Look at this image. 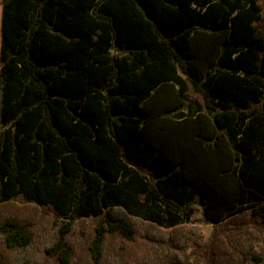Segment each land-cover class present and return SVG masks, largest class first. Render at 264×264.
Instances as JSON below:
<instances>
[{
	"label": "trees",
	"instance_id": "obj_1",
	"mask_svg": "<svg viewBox=\"0 0 264 264\" xmlns=\"http://www.w3.org/2000/svg\"><path fill=\"white\" fill-rule=\"evenodd\" d=\"M259 245L264 0H0V264H264Z\"/></svg>",
	"mask_w": 264,
	"mask_h": 264
},
{
	"label": "rangeland",
	"instance_id": "obj_2",
	"mask_svg": "<svg viewBox=\"0 0 264 264\" xmlns=\"http://www.w3.org/2000/svg\"><path fill=\"white\" fill-rule=\"evenodd\" d=\"M195 212L187 224L190 227H194L197 230V238L198 240L201 239L203 242L208 240L211 237L214 225L209 224L203 219L202 209L199 205L195 206ZM258 249H264L262 245L258 246ZM264 251V250H263Z\"/></svg>",
	"mask_w": 264,
	"mask_h": 264
}]
</instances>
